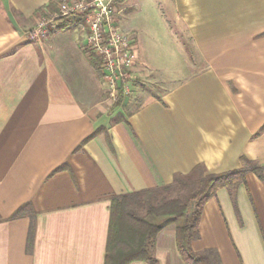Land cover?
I'll use <instances>...</instances> for the list:
<instances>
[{"label":"crops","instance_id":"1","mask_svg":"<svg viewBox=\"0 0 264 264\" xmlns=\"http://www.w3.org/2000/svg\"><path fill=\"white\" fill-rule=\"evenodd\" d=\"M61 1L0 0V264H105L114 196L169 185L199 164L210 174L247 161L264 169V0H168L184 37L165 78L143 33L121 28L137 49L132 92L118 103L77 17L32 37ZM148 3L123 0L119 24ZM237 199L239 213L226 189L206 203L192 247L217 250L222 264H264V171L246 175ZM154 257L186 264L176 224L157 235Z\"/></svg>","mask_w":264,"mask_h":264},{"label":"trees","instance_id":"2","mask_svg":"<svg viewBox=\"0 0 264 264\" xmlns=\"http://www.w3.org/2000/svg\"><path fill=\"white\" fill-rule=\"evenodd\" d=\"M92 65L102 76L99 60L86 51ZM93 134L84 143L93 138ZM264 169L247 161L245 168L222 174H210L204 165H196L188 174H176L166 186L114 196L110 206V224L105 264H131L137 261L157 264L154 257L157 235L170 223L176 224L177 248L186 264H222L215 249L195 251L193 241L200 238L202 211L221 189L228 190L239 213L238 188L249 172L262 178ZM25 207L15 212L17 217ZM35 234V219L29 232V248Z\"/></svg>","mask_w":264,"mask_h":264},{"label":"built area","instance_id":"3","mask_svg":"<svg viewBox=\"0 0 264 264\" xmlns=\"http://www.w3.org/2000/svg\"><path fill=\"white\" fill-rule=\"evenodd\" d=\"M123 0H62L58 11L40 17L31 35L44 40L59 28L58 21L77 17L85 34L84 49L99 60L104 92L114 103L131 94L136 44L119 24Z\"/></svg>","mask_w":264,"mask_h":264},{"label":"rangeland","instance_id":"4","mask_svg":"<svg viewBox=\"0 0 264 264\" xmlns=\"http://www.w3.org/2000/svg\"><path fill=\"white\" fill-rule=\"evenodd\" d=\"M146 1H149V7L142 8L141 12L130 19L125 16L120 25L125 29L132 22L143 33L151 58L158 67L163 68L164 74L159 77L165 78L175 69L177 61L181 62V49L176 37H184V30L174 19L168 0Z\"/></svg>","mask_w":264,"mask_h":264}]
</instances>
